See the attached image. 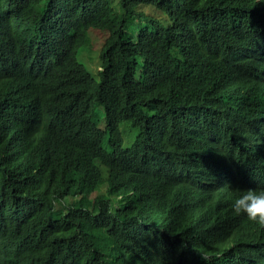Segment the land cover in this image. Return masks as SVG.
Wrapping results in <instances>:
<instances>
[{"label":"trees","instance_id":"trees-1","mask_svg":"<svg viewBox=\"0 0 264 264\" xmlns=\"http://www.w3.org/2000/svg\"><path fill=\"white\" fill-rule=\"evenodd\" d=\"M263 181L264 0H0V264H264Z\"/></svg>","mask_w":264,"mask_h":264},{"label":"rangeland","instance_id":"rangeland-1","mask_svg":"<svg viewBox=\"0 0 264 264\" xmlns=\"http://www.w3.org/2000/svg\"><path fill=\"white\" fill-rule=\"evenodd\" d=\"M145 11L148 13H155L153 12L150 8H145ZM158 15V13H155ZM90 30H96V29H90ZM89 30V31H90ZM89 36V33H88ZM102 40H103V36L98 33V32H90V37H89V45L92 49L90 50V52H82L83 53V58L85 59V61H83L84 65L93 73L97 72L98 68H99V63H98V55H99V47L102 44ZM80 53L77 54V59L81 60L80 57ZM82 56V55H81ZM82 61V60H81ZM103 112L101 111L100 107H96L93 111V119L95 120V122L98 123V126L104 128L105 127V121H102L103 118ZM99 118V119H98ZM98 119V120H96ZM127 125H129L128 122L123 121L120 123V130L122 132V135L124 137V145H129L131 142V139L133 137V135L136 132V128L132 127L133 130H131L129 127H126ZM104 186V185H102ZM100 187V189H98L97 191H89L90 196L95 195L97 192H101L103 190V187ZM84 189L87 190V187H84ZM122 199L120 198L117 203L119 205H121Z\"/></svg>","mask_w":264,"mask_h":264},{"label":"clouds","instance_id":"clouds-1","mask_svg":"<svg viewBox=\"0 0 264 264\" xmlns=\"http://www.w3.org/2000/svg\"><path fill=\"white\" fill-rule=\"evenodd\" d=\"M232 211L236 215H246L250 222L264 228V189L239 192L232 200Z\"/></svg>","mask_w":264,"mask_h":264},{"label":"bare ground","instance_id":"bare-ground-1","mask_svg":"<svg viewBox=\"0 0 264 264\" xmlns=\"http://www.w3.org/2000/svg\"><path fill=\"white\" fill-rule=\"evenodd\" d=\"M263 182H264V181H263ZM261 184H262V183H261ZM261 184H260V185H261Z\"/></svg>","mask_w":264,"mask_h":264}]
</instances>
